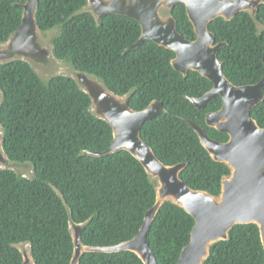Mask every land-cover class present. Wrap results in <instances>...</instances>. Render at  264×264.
<instances>
[{
  "label": "trees",
  "instance_id": "trees-1",
  "mask_svg": "<svg viewBox=\"0 0 264 264\" xmlns=\"http://www.w3.org/2000/svg\"><path fill=\"white\" fill-rule=\"evenodd\" d=\"M27 0H0V42L22 23ZM88 0H40L38 23L52 34L56 56L77 70L100 77L114 92L133 91L135 110L161 101L166 112L146 121L142 137L167 165L187 163L181 178L195 189L218 195L229 167L215 161L187 122L202 125L218 141L226 132L207 125L206 116L223 106L220 95L206 107L197 108L186 95L201 97L213 83L190 70L185 77L172 66L173 50L145 40L130 16L110 13L101 25L89 12L79 13ZM172 13L178 30L188 39L197 35L186 5L177 3ZM257 19L264 23V4ZM217 42L228 44L219 51L225 73L235 85L260 82L264 77V29L259 33L248 12L227 21L218 17L210 24ZM4 99L0 122L5 131L4 149L13 162H32L34 171L24 174L0 169V264H22L15 244L29 241L37 264H70L74 244L69 215L77 223L89 220L82 232L90 246H111L133 239L147 211L156 202V181L130 152L104 156L82 151H104L113 142L108 122L90 110L91 98L67 76L43 79L25 61L0 65ZM264 92V86H263ZM264 127V99L251 111ZM62 195L63 198L60 196ZM194 217L167 201L159 209L148 233L158 264H176L190 242ZM80 264H144L132 251L85 252ZM204 264H264V246L256 224H236L227 240L211 247Z\"/></svg>",
  "mask_w": 264,
  "mask_h": 264
},
{
  "label": "water",
  "instance_id": "water-1",
  "mask_svg": "<svg viewBox=\"0 0 264 264\" xmlns=\"http://www.w3.org/2000/svg\"><path fill=\"white\" fill-rule=\"evenodd\" d=\"M40 0H27L16 6L23 8L22 23L6 41L0 42V65L16 60L27 62L43 79L60 75L76 81L91 98V112L105 120L113 129V142L104 151H82L89 156H104L121 150L130 152L145 167L150 179L156 181V202L150 208L138 234L128 241L111 246H90L83 242L82 232L89 220L77 223L70 206L63 198L69 215V230L74 251L70 264H80L85 252L132 251L144 264H158L150 247L148 233L161 206L170 201L190 213L195 219L190 242L182 249L176 264H204L213 244L227 240L236 224H256L264 246V127L253 118L252 109L264 99V77L256 84L235 85L227 77L219 51L227 42H217L210 29L218 17L232 20L239 12H248L259 33L264 23L257 19L258 7L264 0H88L79 13L89 12L101 25L103 18L115 13L130 16L142 28L139 40L126 48L136 49L145 40L173 50L172 66L185 77L190 70L212 81L213 87L201 97L186 95L197 108L209 105L220 95L223 106L209 112L207 125L228 133L225 142L211 138L205 128L191 120L187 122L197 133L202 145L215 161L226 164L230 174L223 176L220 194L195 189L181 178L187 163L167 165L142 137L146 121L167 110L161 101L154 100L147 108L135 110L130 105L133 91L120 95L111 90L97 75L77 70L55 54L50 33L41 29L37 12ZM177 3H184L196 32V39L186 38L177 27L172 13ZM4 92L0 87V109ZM5 131L0 122V169L24 174L34 171V164L13 162L4 149ZM23 255L22 264H37L29 241L16 243Z\"/></svg>",
  "mask_w": 264,
  "mask_h": 264
},
{
  "label": "rangeland",
  "instance_id": "rangeland-1",
  "mask_svg": "<svg viewBox=\"0 0 264 264\" xmlns=\"http://www.w3.org/2000/svg\"><path fill=\"white\" fill-rule=\"evenodd\" d=\"M51 36H52V34H51Z\"/></svg>",
  "mask_w": 264,
  "mask_h": 264
}]
</instances>
